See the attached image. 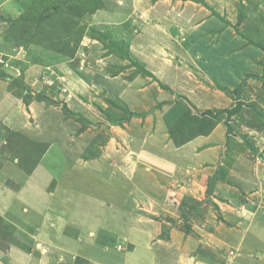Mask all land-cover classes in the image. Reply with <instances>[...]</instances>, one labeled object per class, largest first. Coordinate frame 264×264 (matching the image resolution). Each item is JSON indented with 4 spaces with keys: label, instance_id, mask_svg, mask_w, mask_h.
I'll return each mask as SVG.
<instances>
[{
    "label": "crops",
    "instance_id": "crops-1",
    "mask_svg": "<svg viewBox=\"0 0 264 264\" xmlns=\"http://www.w3.org/2000/svg\"><path fill=\"white\" fill-rule=\"evenodd\" d=\"M25 1L0 0V8H4L6 15L12 10L17 11L16 17L0 18V35L8 34L9 26L3 31L7 22L10 25L12 20L22 15L29 0ZM82 1L91 0H80L76 5L71 2L70 4L77 7ZM241 1L244 4V15L239 22L236 7H228L227 0H96L93 9H89L91 6L82 8V15L76 18L80 19V27L84 31L92 28L102 33L103 37L96 40L99 44L104 42L106 47L117 42L113 51L115 57L111 52L105 57L110 61V65L118 68V75H109L111 82L120 83L119 88H115V93L122 95L120 98L125 99L130 109L137 108L142 112L150 108L151 110L139 120L142 123L122 130L125 135L121 137H125L127 145H131L132 149L128 147L122 160L118 156L114 157V170H109L114 173L113 176L107 167L102 170L100 164L105 156L108 157L107 145H113L112 140H116L115 137L102 146L104 150L98 157L85 158L79 151L72 149L75 157L68 174L73 176L58 181L59 185L57 183L54 186L58 193L48 190L44 182L48 180V176H45L49 173L47 168L54 169V164L66 157L60 142V145H56V142L52 141L51 147L45 151L43 158L28 175L20 176V168L19 171H8L10 175L16 174L17 178L26 181L39 196V209H30L36 214L34 223L37 229L42 230L40 238L50 239L45 243L46 247H41L42 253H39L35 264H241V261L245 260L246 264H264V158L258 156L251 159L249 164L253 172L249 167L243 166L240 169L241 162L236 161L238 164H233L227 172V182L217 181L211 194V200L221 209L222 220H217V212L209 204L203 216L199 215L197 210L189 214L186 212L187 223L191 229L186 232L181 222V213L178 216V209L176 211L177 205L170 201H178L184 196L200 200L206 191L204 183L213 174L228 144L225 140V127L218 123L208 135L193 138L190 143L195 144L191 149L198 147V150L189 151L185 147L190 143L175 145L166 124L161 123L163 107L167 105L162 102L169 101L170 96L165 99L169 92L175 96H186L195 107L204 110L213 105L212 100L206 97L208 86L203 88V81L197 82V85L192 79L195 78L193 72L198 75L199 68L203 73L200 75L206 77L207 73L203 72L205 69L236 71L238 83L248 74L261 75L253 73L255 70L247 72L246 66L253 68L255 62L264 56V51L259 47L264 45L261 43L264 37L258 36L257 33L264 29V9L261 10L259 5L256 9L251 8L247 1ZM20 10L21 12H18ZM69 12L71 14L72 10ZM251 31L255 32L254 35H251ZM87 35L86 33L84 36ZM84 36L80 42L84 41ZM88 37L90 38L89 35ZM3 39L5 38H0V41ZM15 39L17 42H10V47L16 52L15 57L25 62L27 67L22 69L13 66L15 72H11V65L5 61L0 68L3 70L0 74V139L6 124L8 129L14 127V130L26 131L39 120L44 124L45 130H58L57 123L52 121V118H56V106L45 105L43 101H30L25 104L22 97H17L10 90L9 80L12 76L24 74L25 82L33 81L40 70L45 68L49 71L50 67L56 66L55 77L46 75L45 79L50 78L57 85L58 74L63 73L59 71L62 65L59 53L40 44L27 43L18 37ZM2 44L3 42H0V46ZM103 51L106 52L107 49ZM26 58L34 62H29ZM134 61L141 66L143 64L144 71L148 74L136 70L133 77H126L125 74L133 67L127 66ZM136 63L134 65H137ZM247 78L241 93L249 92L246 89L249 80ZM42 83L43 85H33L34 91H41V86L42 90L46 89L47 85L44 81ZM127 84L138 86L133 91H128ZM124 92H127L125 96ZM234 101L232 99V104ZM150 104L154 107L149 108ZM154 114L160 116V119L151 120ZM32 119L34 121L31 122ZM44 135L38 140H42ZM245 135L249 136L248 133ZM46 138L50 137L46 135ZM59 146L61 158L58 157ZM201 146L203 147L199 150ZM237 154L235 155L238 160L244 156L240 152ZM51 160H56V163L47 162ZM122 161L128 168L124 167ZM1 166L6 164L1 163ZM246 169L251 171L249 174H254L256 179L244 180ZM103 171L104 174L109 172L105 183ZM204 178L205 182H198ZM230 181L237 184L241 190L247 188L250 191L245 194L244 206L231 204L238 213L241 212V207H244L245 211L241 215L231 209L222 210V204H227V198L232 196L239 199L238 190L230 188ZM32 183L34 186L30 185ZM61 184L66 185L69 192H59ZM4 193L0 187V215L7 218V209L11 207V202L16 196L13 195L12 200L8 198L6 203ZM170 193L174 194L173 199L170 198ZM18 194L20 198V191ZM56 195L65 196L60 202L61 205L68 203V209H61L62 214H66L65 217H60L61 213H57L53 207H47L50 197L56 200L57 204ZM219 198L224 202L221 203ZM243 200L240 198V201ZM161 213L163 217L158 218ZM30 216L31 214H25L23 220L17 221L18 224L23 225ZM67 216L70 218L67 219ZM67 221L74 225L73 233L82 232L83 239L77 238V235L72 237L63 234L64 230L61 231V228ZM57 231L60 233L58 236ZM50 232L54 234L52 239ZM104 232L114 235L112 248L110 244L97 241L96 237ZM32 251L34 253L18 248L9 250L6 255L9 260H13L10 264H25L29 257L35 254V250ZM198 252L200 255L205 253L207 257L213 253L212 256L218 260L222 256L225 258L218 263H211L200 259Z\"/></svg>",
    "mask_w": 264,
    "mask_h": 264
},
{
    "label": "rangeland",
    "instance_id": "rangeland-1",
    "mask_svg": "<svg viewBox=\"0 0 264 264\" xmlns=\"http://www.w3.org/2000/svg\"><path fill=\"white\" fill-rule=\"evenodd\" d=\"M26 0L25 2H27ZM93 1V2H92ZM95 1V2H94ZM229 6H235L238 11V22L240 21V18L244 15V4L241 0H227ZM247 1V4L251 6V8L259 7L261 6V10L264 9V0H244V2ZM31 2V4H29ZM57 0H29V2L26 4V6L23 4L24 11V23H21L22 20L19 21L20 27L24 25L23 29H27L26 33L28 39H34V41L41 42L42 44H48L47 46H53L52 50L59 53L58 57L61 58V68L59 71H62L63 73L59 72L56 85L53 81L50 80V78H46L45 76L48 75H54L55 77V69L56 66L50 67L49 71L47 69L40 70L35 78H33V81H26L24 80V74L19 76H12V78L18 79L21 82L20 86L14 87V92L17 97H22L23 102L25 104H28L25 102L26 100L29 101H43L45 105L50 106H56V118H52V121L54 124L57 123V129L53 128V131L45 130L43 125L38 121H36L33 127L28 128L26 131L21 130H14V127H11L13 125H10L11 128H7L4 126V132L1 133V139H0V187L5 191L4 197L6 198V203L8 198L13 199V195L16 196L15 200L11 202V207L7 209L8 214H6V217H2L0 215V264H10L13 262L12 259L9 260V257L7 252L14 249H22L26 251H30L35 254L31 255L29 259L25 262V264H35L37 262L39 253H42L41 247H46L45 243H47L50 238L42 239L40 238L42 230L39 228L37 229L35 222L36 214L31 212V207H34L35 209H39V196L37 195L36 191H32V187L27 185L26 181H24L22 178H17L16 174L10 175L8 173L9 170H18L21 169L20 176H26L30 173L31 170H33L36 165L40 162V159L43 158V155L45 151L51 147L52 141L56 142V145L60 144L62 145V148L64 149L65 155L64 159H62L59 163L54 164V169L48 167L49 173H47L45 176H48V180L44 182L45 186H48V190H52L57 192V190H54V186L58 183L60 179L64 178H71L70 176H73L72 174H68L70 172V167H72V163H74V160H72L75 156L73 150L79 151V154H82V157L88 158V157H98L99 153L103 152L102 146L106 145L107 142H109V139L112 137H115L116 140H112L113 145H107L108 148H106L107 156L104 157L100 167L102 170H104V167H107L108 171H112L113 169V162L116 161V157L118 156L121 160L125 157L123 156L127 154L128 147L132 149L131 145L128 146V141H126L124 136V132L122 130L124 129H131L132 125L137 126L142 120L143 117L150 113V110L148 111H139L137 108L130 109L125 99H121L120 97L122 95H118L115 93V88L118 87L120 83L118 84V81L111 82L109 79V75H118V68L116 66L110 65V61L105 58L107 54H110L109 52L113 53V56L116 55L114 51V46L117 44L113 43L111 46H105L104 42L99 44V41L96 40V38H102L103 34L95 31L94 29L90 28L88 31H84L80 26V18L82 8H87L88 6H91L89 9H93V5H96V0L88 1H82L81 5L77 7L72 8V12L67 11L68 4L70 2L72 4L80 3V0H68L67 3L64 2L62 4V7H66L67 9L59 10L61 14L57 15L56 13L41 11L43 9V5L47 3H56ZM226 2V1H225ZM231 2V3H230ZM234 3V4H233ZM225 5V3H224ZM22 6V8H23ZM42 6V8H41ZM19 7V6H18ZM31 7V8H30ZM3 8V7H2ZM21 9V8H20ZM234 9V7H233ZM256 9V8H255ZM23 10V9H22ZM41 11V14H40ZM73 11L77 12L74 13ZM18 12H21L18 11ZM74 13V14H73ZM15 14V15H14ZM17 11L12 10L11 13L7 14L4 12V8H0V18L4 19L6 17L10 18L9 16L16 17ZM44 14L43 16H40ZM78 14V15H77ZM80 14V15H79ZM22 15V16H23ZM21 16V14H20ZM77 17V18H76ZM8 21V19H7ZM21 23V24H20ZM9 26L8 22L6 27ZM12 26V25H11ZM10 26V27H11ZM28 27V28H27ZM88 28V27H87ZM20 31H17L18 33ZM86 33L90 36V38L86 35ZM251 35H254L253 31L250 32ZM258 36L264 37V29L261 31H257ZM173 34V33H172ZM84 36V41L80 42L82 37ZM25 37V36H24ZM0 38L3 39V44L0 46V68L3 66V63L7 61L8 65H11V68L9 70L11 72H15L13 66L20 67L22 69H25L27 67L26 63L23 62L19 57H15L14 52L10 47V42H17L15 39V36H12L10 34L7 35H0ZM21 39V38H20ZM19 39V40H20ZM27 41V43L32 42L31 40ZM175 40V37L173 38ZM68 44H72L70 46H67L65 42ZM264 44V41L261 42ZM41 44V45H42ZM9 45V46H8ZM75 45V46H74ZM256 46V45H255ZM264 46V45H261ZM17 47V46H15ZM258 47V46H257ZM107 51H103L105 49ZM165 48V46H164ZM50 49V48H48ZM166 49V48H165ZM261 49V48H260ZM57 53L55 55H57ZM264 53V52H263ZM262 53V54H263ZM115 57V56H114ZM29 62L32 60L30 58H26ZM34 62L33 60L31 61ZM134 63H131L127 67H132L128 73L125 74L126 77L129 78V76H134V72L142 71L144 70V65L142 66L139 63H136L138 65H134ZM257 65V66H256ZM264 56H261L259 61H256L253 68L249 65H247V72L253 73H264ZM139 66V69H137ZM126 67V68H127ZM250 67V68H249ZM257 67V68H256ZM202 68V67H201ZM8 69V68H7ZM21 69V70H22ZM116 69V70H115ZM200 69V68H199ZM198 71V75L203 74L202 69ZM65 70V71H64ZM3 70L0 69V74H2ZM203 72L207 73V77L205 75H196L195 78L192 77L194 83L197 84L199 81H203L204 86L203 88L208 86L206 97L210 100H212L213 105L211 107H207L205 109H209L212 111L219 110L223 107H228L232 104V89L235 87V85L238 83V73L236 71L228 70L226 72L225 70L215 68L205 69ZM209 72L211 74H209ZM150 73V72H149ZM246 72L243 73L245 75ZM64 77H63V76ZM247 78V88L249 92H242L240 94L241 98L247 103L245 107H242L241 111L235 115L232 118L231 125L235 132V136L231 137L229 139V145L233 144L231 148V161L230 164L227 166L228 170L233 166V164H238L239 162V168L241 169L243 166L246 168H250V161L251 159H256L258 156H261L264 158V88L262 87L261 80L258 78L254 79L253 76H250L251 74H248ZM151 76V75H150ZM247 76V75H246ZM241 77V75H240ZM46 84V89L41 91H34L32 86L38 85V83H41L43 85ZM199 85V83L197 84ZM138 84H134L132 86H128L127 84V90L133 91L136 89ZM45 87V86H44ZM52 87L54 89H52ZM60 87V88H59ZM52 89V90H51ZM59 89V90H58ZM169 91V90H168ZM124 92V96H125ZM172 94V95H170ZM41 95L39 98L36 96ZM136 96V95H135ZM170 96V97H169ZM137 97V96H136ZM169 97V101H163L167 104L165 107H163V113H162V120L161 123L166 124V120L169 123V120L172 122L175 120V118H178L180 111L178 112V109L185 110L189 109L191 111L195 110H204V108L195 107L194 104L189 101V98L186 96L184 97L181 95L175 96L172 92H169V95L166 94V100ZM182 97V98H180ZM173 98V99H172ZM184 98V99H183ZM206 98V99H207ZM187 101L188 103H186ZM191 102V104H189ZM209 104V103H208ZM157 105V104H156ZM155 105V106H156ZM160 106V105H159ZM148 108V107H146ZM91 109V110H90ZM134 110V111H132ZM146 110V109H145ZM43 113V112H42ZM135 113H144V115H135ZM90 114V115H89ZM223 116V115H222ZM46 117V116H45ZM53 117V114L51 115ZM224 117V116H223ZM114 119H121L119 124H112V120ZM160 119V116L154 114V117L151 120L157 121ZM169 119V120H168ZM224 119V118H223ZM223 119L220 120L219 123L222 124ZM33 119L31 120L34 121ZM150 120V121H151ZM43 123V122H42ZM218 124V123H217ZM116 127H112V126ZM40 126V127H39ZM167 127V124H166ZM14 128V129H13ZM40 129V130H38ZM189 132V131H187ZM46 133V134H45ZM245 133H248L249 136L245 135ZM45 134V135H44ZM186 134V133H185ZM44 135L42 140H38V138H42L40 136ZM46 135L51 138H46ZM68 138V139H67ZM46 139V140H45ZM236 139V141H235ZM120 140V143H119ZM133 141H135L133 139ZM173 141V140H172ZM175 139V143H176ZM192 141L189 140L185 142L186 144H189ZM173 142V143H174ZM174 143V144H175ZM184 143V144H185ZM224 143V142H223ZM252 144L254 146V150L248 148L247 144ZM59 144V145H60ZM195 144L190 143L185 149H188L190 151L191 146ZM176 145V144H175ZM113 146V147H112ZM110 147V148H109ZM201 146L199 150L202 148ZM58 152L61 154V148L60 146L57 147ZM73 149V150H72ZM193 149L198 150V147H193ZM191 149V151H194ZM57 152V153H58ZM126 152V153H125ZM243 153L244 156L242 159H236L237 153ZM109 153L111 156H109ZM237 154V155H235ZM102 155V154H101ZM110 157V158H109ZM115 157V158H114ZM222 157L218 161L217 165L219 163H222ZM66 158V159H65ZM68 159V160H67ZM105 159V160H104ZM115 159V160H114ZM5 161V162H4ZM56 160L47 161L48 163ZM238 161V163H236ZM123 162V161H122ZM1 163H5L6 166H1ZM124 165V162H123ZM216 165V166H217ZM124 167H127V164L124 165ZM110 168V169H109ZM250 170L253 172V170L250 168ZM106 171L104 174L103 171V179L104 183L108 180L107 175L109 172ZM251 171L246 169V172L243 174L245 177L244 180L247 179H256V176L254 174H249ZM19 174V173H18ZM110 174L113 176L112 172ZM16 178V180L14 179ZM43 178V177H41ZM112 178V177H110ZM202 180V181H201ZM197 181V180H196ZM198 182H205V178L200 179ZM207 184V181L204 183ZM31 186H34L33 183L30 184ZM59 185V183H58ZM66 185H68L66 183ZM66 185L61 184L59 186V192H69V189L65 187ZM258 185V184H256ZM101 187V186H100ZM237 187V188H236ZM230 188L238 190V198H233L232 196L230 198L226 199L227 204H222V210L227 211L231 209L233 212L234 209L231 207V204L236 205H243L245 204V201L243 199H246V193H250L247 188L241 190L240 187L234 182L230 181ZM20 189V190H19ZM65 189H67L65 191ZM18 191H20V194L22 195L19 198ZM58 193V192H57ZM212 194V193H211ZM174 194L170 193V198L173 199ZM56 198L58 199L57 204L56 200H54L52 197L49 198L47 207L51 208L53 207L54 210L59 214L60 217H65V213L62 214L61 209L66 210L68 209L67 205H61V201L65 198V196L56 195ZM240 198L243 201H240ZM222 202H224L223 199L219 198ZM192 199L190 196H184L180 198L178 201L174 199V201H170L171 203L177 205L176 211L178 209V216L181 217V222L184 224V222H187V216L186 212L188 209V206L191 204ZM200 200H210V203H203L201 206L197 207L198 214L203 216L207 211V206L212 205L214 207V211L217 212V220H222L220 216V207L218 204H216L214 201L211 200V195L209 197H206V192L200 197ZM28 202V203H27ZM19 203V205H17ZM216 206V207H215ZM242 206V207H243ZM241 207V212L236 213L238 215H241L244 213V207ZM217 208V209H216ZM5 211V212H7ZM228 211V212H229ZM215 212V213H216ZM30 215V218H27V221L20 225L17 221L23 220L24 215ZM259 215V214H258ZM177 216V217H178ZM264 216V215H263ZM53 218H57L55 216H52ZM163 217L162 213L159 214L158 218ZM179 217V218H180ZM70 216H67V219H69ZM178 218V219H179ZM32 219V220H31ZM58 219V218H57ZM264 219V218H263ZM59 220H61L59 218ZM228 224V223H227ZM252 225V224H251ZM74 225H71V223L67 221L65 223V226L61 228V231L64 230V235H69L72 237H81L84 238V235L82 232H74L73 228ZM184 228V226H183ZM49 229V226L47 227ZM73 233V234H72ZM60 233L57 231V236ZM49 235H51V239L53 238L54 234L53 232H50ZM113 236L110 233H105L103 235H99L97 239L98 242L104 243V244H110L111 248L114 245ZM99 239V240H98ZM120 248V245H119ZM198 257L204 261L211 262V263H218L225 257L222 256L221 259L218 260L217 257H213L212 255H200L199 252L197 253ZM209 258V259H207ZM76 261V259H75ZM81 262V261H80ZM241 264H246L245 262L241 261ZM248 264H250L248 262Z\"/></svg>",
    "mask_w": 264,
    "mask_h": 264
},
{
    "label": "trees",
    "instance_id": "trees-1",
    "mask_svg": "<svg viewBox=\"0 0 264 264\" xmlns=\"http://www.w3.org/2000/svg\"><path fill=\"white\" fill-rule=\"evenodd\" d=\"M67 1L68 0H65V1H62V2L58 1L56 3H47V4L43 5V9L41 11H43L42 13H44L45 11H48V12L56 13L57 15H59V14H61V12L59 11L60 7H62V4L64 2L67 3ZM67 6H68V9H69V10L67 9L68 12L70 10H72V8H73L72 4L71 5L68 4ZM41 8H42V6H41ZM41 11H40V14H41ZM22 15L19 16L18 18H16L15 20H12L10 22V25H9V28L7 29V32H8V34H10L12 36L27 40L28 39L27 35H29V34L26 33L27 29H23V28H26V27H24V25H22V27L18 26L20 20H22L21 23H24V20H25L24 19V15L23 16ZM43 15L44 14H42L40 16H43ZM17 31H20V32L16 33ZM29 40H31V41L33 40L30 43L40 44V45L42 44L41 42L34 41L33 38L32 39H28V41ZM66 41L67 42H65V43L67 44V46L72 45V44H70V45L68 44L69 43L68 40H66ZM47 45L48 44H45V45L42 44L43 47L52 49L53 46L49 47ZM259 47L264 51V46H259ZM263 67H264V65H263ZM138 69H139V66H138ZM141 70L148 74V72L144 71L143 69H141ZM248 76L249 75L244 77L240 81V83H238L232 89V91H231L232 93L231 94H232L233 100L236 101L238 99H241L240 93H241V91L243 89V85L245 83V78H247ZM250 76L259 78L261 80V82H262V87L264 88V73L261 74V75L251 74ZM20 85H21V82L18 79L11 78L9 80V88H10L11 91L14 90L15 86L18 87ZM40 96L41 95H38L36 97L39 98ZM25 102L28 103L30 101L25 99ZM186 103H188V102L186 101ZM161 104H159V105H161ZM179 111H180V114H179L178 118H175L174 121L171 122L168 119L169 120V123H168V121L166 120V124H167V129H168L169 135H170L171 139L173 140V142L175 141V139L177 140L176 143L174 142L176 145H182L185 142H187V141H189V140H191V139H193V138H195V137H197L199 135H208L214 129V127L217 125V123H219L220 120L224 118L223 116H220L217 119H213V118H211L209 116H205V115L201 116V115L192 113V111L189 110V109H185V110L181 111L180 108H179L178 112ZM137 114L135 113V115H137ZM138 115H142L143 116L144 113H139ZM120 121H121V119H114V120H112V124H119ZM187 131H189V132H187ZM231 137H233V136H231ZM229 139H230V137H229ZM235 141H236V139H235ZM232 145H234V143ZM232 145L231 144L229 145V141H228V144L226 145V148H225V151H224V155L222 157V160H223L222 163H219L216 166L213 174L208 177L207 184H206V191H205L206 192V197H209L211 195V193L213 191V186H214V184L217 181L227 182L226 181V175H227V172H228L227 166L230 164V161H231L230 152H231ZM247 146H248V148L254 150V146L252 144L248 143ZM191 201L192 202L188 206V209H187V213L188 214L191 213L194 210H197V207L201 206V204L210 203V200H208V201L207 200L206 201L205 200H191ZM183 226H184V230L186 232H190L191 231L190 226H189V224L186 221L184 222Z\"/></svg>",
    "mask_w": 264,
    "mask_h": 264
},
{
    "label": "water",
    "instance_id": "water-1",
    "mask_svg": "<svg viewBox=\"0 0 264 264\" xmlns=\"http://www.w3.org/2000/svg\"><path fill=\"white\" fill-rule=\"evenodd\" d=\"M247 104L243 99L236 100L233 105L226 107V108H221L216 111H212L209 109L205 110H195V114L201 115V116H209L213 119H217L220 116H224V119L222 121L223 126L225 127V140L226 143L229 140L230 136H235V132L232 128L231 121L232 118L237 115L242 107H245Z\"/></svg>",
    "mask_w": 264,
    "mask_h": 264
},
{
    "label": "clouds",
    "instance_id": "clouds-1",
    "mask_svg": "<svg viewBox=\"0 0 264 264\" xmlns=\"http://www.w3.org/2000/svg\"><path fill=\"white\" fill-rule=\"evenodd\" d=\"M238 100H239V99H238ZM234 102H235V101H234ZM234 102H233V104H234ZM233 104H232V105H233ZM246 104H247V103H246Z\"/></svg>",
    "mask_w": 264,
    "mask_h": 264
}]
</instances>
